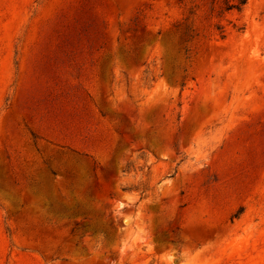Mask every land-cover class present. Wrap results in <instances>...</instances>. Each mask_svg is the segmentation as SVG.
Instances as JSON below:
<instances>
[{
  "label": "rangeland",
  "instance_id": "1",
  "mask_svg": "<svg viewBox=\"0 0 264 264\" xmlns=\"http://www.w3.org/2000/svg\"><path fill=\"white\" fill-rule=\"evenodd\" d=\"M0 264H264V0H0Z\"/></svg>",
  "mask_w": 264,
  "mask_h": 264
},
{
  "label": "trees",
  "instance_id": "2",
  "mask_svg": "<svg viewBox=\"0 0 264 264\" xmlns=\"http://www.w3.org/2000/svg\"><path fill=\"white\" fill-rule=\"evenodd\" d=\"M248 0H225L226 11H242L243 7L247 4ZM131 189L123 188V191H129Z\"/></svg>",
  "mask_w": 264,
  "mask_h": 264
}]
</instances>
